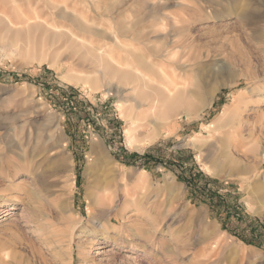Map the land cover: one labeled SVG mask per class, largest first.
Masks as SVG:
<instances>
[{
  "label": "rangeland",
  "instance_id": "374dc122",
  "mask_svg": "<svg viewBox=\"0 0 264 264\" xmlns=\"http://www.w3.org/2000/svg\"><path fill=\"white\" fill-rule=\"evenodd\" d=\"M205 1L0 0V125L36 155L14 194L0 178V264H264V0ZM168 34L192 47L150 58ZM134 55L148 88L113 76ZM91 149L111 161L98 180Z\"/></svg>",
  "mask_w": 264,
  "mask_h": 264
},
{
  "label": "bare ground",
  "instance_id": "6f19581e",
  "mask_svg": "<svg viewBox=\"0 0 264 264\" xmlns=\"http://www.w3.org/2000/svg\"><path fill=\"white\" fill-rule=\"evenodd\" d=\"M205 1V0H204ZM208 1V0H207ZM210 1V0H209ZM224 1V0H223ZM229 1V0H228ZM199 2H201V1H199ZM206 2V1H205ZM203 3V2H202ZM207 3V2H206ZM235 3V2H234ZM179 4H181V3H177V5H179ZM209 4V3H208ZM182 6V5H181ZM178 7V6H177ZM199 7H201V6H198V8ZM200 9V8H199ZM181 11V10H180ZM194 11V10H193ZM199 11V10H198ZM197 13V12H196ZM240 18H241V20L242 21H245V22H248L249 24H257L258 23V21L257 20H255V21H257V22H253L252 21V19L251 18H249L248 17V15H242V16H240ZM251 19V20H250ZM180 25V24H179ZM189 26V25H188ZM179 26H177V28H175V27H172L171 28V30H172V35H174V37L175 36H184V35H186V34H188V32H189V29H188V27L187 26H182V27H179ZM165 28V27H164ZM191 28V27H190ZM166 29V28H165ZM169 29V28H168ZM190 30H193V29H190ZM156 31V30H155ZM154 31V32H155ZM168 31V30H167ZM157 32V31H156ZM257 32V31H256ZM192 33V32H191ZM258 33H259V31H258ZM144 34V33H143ZM148 34H150V33H148ZM148 34H145V36H148ZM153 34H155V33H153ZM152 34V35H153ZM257 34V33H256ZM261 34V33H260ZM260 34H257V35H260ZM263 34V33H262ZM261 37H260V39H258V37H256L255 36V38H257L259 41L261 40V38H263V36L262 35H260ZM165 37V36H164ZM168 37L170 38L171 37V35L170 34H168ZM186 38H187V35L185 36ZM190 37H192V36H189V39L191 40L192 38H190ZM167 38V37H166ZM175 38H177V37H175ZM186 38L184 39V40H186ZM144 39V38H143ZM179 39V38H178ZM188 39V38H187ZM134 41H136L135 40V38L133 39ZM148 40V39H147ZM184 40H183V42H181L182 40H180V42L182 43V44H179L180 42L178 41H176V40H174L172 37H171V39H170V45L168 46H166V51H164L165 53H163V51L161 52V53H159V54H152V53H150V58H155L156 60L157 59H160L161 61H164L165 59H168V56H169V53H168V51L169 50H173L174 48H176V49H179V48H183L184 50L186 49H189L190 50V48L192 47V44H184V43H186V42H184ZM193 40V39H192ZM192 42V41H191ZM193 42H194V40H193ZM141 43V45L142 46H145L147 43H149L148 41H146V40H143V41H141L140 42ZM171 45H173L172 47H170ZM163 50H165L164 48H163ZM149 53V52H148ZM152 56V57H151ZM132 59V58H131ZM170 63H171V61H169ZM150 63V62H149ZM169 63V64H170ZM151 65H149L148 63H146L145 62V59L143 58V57H139L138 55H134L133 56V63H131L130 64V66H128L129 68H130V71L129 72H125V74H121V75H119V73L118 72H115V75H113L112 74V72L110 73L109 71V73H110V76H118L119 77V79L122 81V83L124 82L123 80H129L128 82L131 84V86H133V84L132 83H136V85H134L135 87H137V86H142V88H146L147 87V82H146V79H144V76H143V73L144 72H147L148 73V71H149V66H153L155 63H150ZM122 65V64H121ZM120 66V65H119ZM107 67H109V69H110V66H107ZM112 74V75H111ZM118 77H116V78H118ZM215 80H217L218 82H220L219 84L216 82V81H213L212 82V84H210V86L209 87H207V88H204L205 89V91H204V94H203V98H201L202 100H201V103L203 104V105H206V103L208 104L211 100H212V98H213V96H214V94L216 93V91L219 89V87H221V86H223V83H222V81L221 80H219V79H215ZM117 81H118V79H117ZM147 81H148V79H147ZM119 82V81H118ZM151 81H149V83H150ZM121 83V84H122ZM222 83V84H221ZM127 84V83H126ZM225 85V84H224ZM206 86V85H205ZM152 87V86H151ZM111 88H112V86H111ZM132 88V87H131ZM148 88V87H147ZM116 89V88H115ZM120 89V88H119ZM118 89V90H119ZM132 90V89H131ZM140 90H142V89H140ZM152 90V93H151V96H150V94H149V96H148V94L146 95L145 93H142L141 95H138L137 94V96L139 97V99H138V97H137V99H138V101L141 99V101L143 100H146L147 102V104H146V106L147 107H154V105H155V103H158V102H160V99H159V95H158V90L157 89H151ZM115 91V90H114ZM121 91V90H120ZM120 91L118 92V93H120ZM115 92H117V91H115ZM133 92V91H132ZM138 92H139V90H138ZM149 92V91H148ZM123 93V92H122ZM133 93H135V92H133ZM146 93H147V91H146ZM117 94V93H116ZM121 94V93H120ZM135 97V96H134ZM136 97L134 98V99H136ZM180 98V97H179ZM177 99V98H176ZM130 100V99H129ZM164 100V99H163ZM166 100V99H165ZM180 100V99H179ZM179 100L177 101V102H179ZM181 100H183V99H181ZM126 101H128V100H126ZM130 101H132V100H130ZM137 101V100H136ZM142 101V102H143ZM129 102V101H128ZM142 102H136V103H134L133 105L134 106H132V108L134 109V107H135V109L136 110H139L141 107H143V105H142ZM162 102V101H161ZM184 102V104H185V101H183ZM200 102V101H199ZM176 103V102H175ZM175 103H174V105H175ZM180 103H182V101H180L179 102V106H180ZM171 104H172V102L171 103H167V105H166V107L167 106H169V107H171ZM184 104H182V105H184ZM178 105V104H177ZM186 105H187V103L185 104V107H186ZM189 105V104H188ZM203 105H202V107H203ZM145 106V105H144ZM207 106V105H206ZM189 107V106H188ZM191 107V106H190ZM187 108V107H186ZM133 109L130 111L131 112V114H130V116L132 115V111H133ZM158 110V109H157ZM157 110H155L156 112H157ZM152 111V110H151ZM134 112H135V110H134ZM133 112V113H134ZM156 112H154V113H156ZM137 113V112H136ZM159 112H157L156 113V115H159L158 114ZM135 114V113H134ZM156 115H155V118H156ZM129 116V117H130ZM134 116V115H133ZM138 116H139V114H138ZM132 117V116H131ZM158 117V116H157ZM139 118H141V117H139ZM137 116H135L134 118H132V120H131V122H137V120L139 119ZM7 119V118H6ZM10 119V118H9ZM140 120V119H139ZM14 121V120H13ZM1 122V121H0ZM9 122H11V121H9ZM152 122H154L153 120H152ZM152 122L150 121L149 123H151L152 124ZM156 122V121H155ZM1 123H4V122H1ZM12 123V122H11ZM11 123H8V124H6V122H5V124L4 125H0V174H3V177L1 176L0 178L2 179V181H5V180H7L8 181V185L6 186V188L3 190L4 192H8V193H13L15 190L17 191V189L19 188L18 186V182H16V179H17V177H18V174H19V172L20 171H22V170H26L27 172H29V173H31V175H32V173L34 172L33 171V169H34V167H35V158H36V155H33V151H29V150H27V149H22V147H21V144H20V137H19V135H18V133H17V126L15 125V124H11ZM155 123H153V125H154ZM157 124V123H156ZM155 124V125H156ZM11 125V126H10ZM133 125V124H132ZM154 125V126H155ZM16 126V127H15ZM160 127V126H159ZM135 128H137V127H135ZM130 129V128H129ZM135 133H136V130H135ZM134 132H133V135L135 134ZM126 135H128L129 137H130V135H131V133L130 134H127L126 133ZM133 136H131V138L130 139H133L132 138ZM27 139L29 138V136H27L26 137ZM42 140V139H41ZM40 140V141H41ZM133 141V140H132ZM92 145H95V144H92ZM28 147V146H27ZM96 147H97V145H96ZM44 150V149H43ZM43 150H42V154H43ZM29 151V152H28ZM35 151V150H34ZM41 153V152H40ZM39 153V154H40ZM38 154V155H39ZM47 154V153H46ZM37 155V156H38ZM42 157V156H41ZM46 157V156H45ZM49 159V158H48ZM51 161V160H50ZM43 162V161H42ZM50 163V162H49ZM110 165H111V161L109 160V158H108V156H106V154L104 153V151H102L101 149H91V151H90V153L87 155V162H86V166H85V169H84V175L85 176H87V175H89V174H95V176H96V179L98 180V179H100V177H102L103 178V176H105L106 174H105V172H108L109 171V169L110 168H108V167H110ZM111 172H114V170H110ZM25 172V171H24ZM55 173V172H54ZM54 173H50V175H49V177H53V176H55V174ZM35 174V173H34ZM33 174V175H34ZM47 175V174H46ZM45 175V176H46ZM0 179V180H1ZM5 184V183H4ZM48 187H52V185L51 184H48ZM26 190H28V189H26ZM29 192V191H28ZM14 194V193H13ZM28 194V193H27ZM30 195H32L33 196V198L34 199H37V196L33 193V192H30L29 193ZM12 195V194H11ZM8 202H10L9 200H6L5 199V196L4 195H2V194H0V207H1V209H3V210H1V212L2 213H4L3 214V216L0 218L1 220H3V217L4 216H7V215H10L9 213H7L8 212V208H9V203ZM57 203H58V206L60 207V209H62V211H63V209H68V201L67 200H63V201H57ZM10 210V209H9ZM11 210H13V208H11ZM68 211V210H67ZM90 218V217H89ZM104 218H106V222H107V225H108V222L110 223L112 220H110L109 218H108V216H103L101 219H104ZM88 220V219H87ZM112 226V225H111ZM109 228H110V225L108 226ZM96 228H94V230H95ZM98 249H101V248H98Z\"/></svg>",
  "mask_w": 264,
  "mask_h": 264
},
{
  "label": "trees",
  "instance_id": "16d2710c",
  "mask_svg": "<svg viewBox=\"0 0 264 264\" xmlns=\"http://www.w3.org/2000/svg\"><path fill=\"white\" fill-rule=\"evenodd\" d=\"M143 158H146V155L143 156ZM187 187L192 188V187H196V186L193 184V181H191V182L188 183ZM256 238H257V240H258L257 242H256V241H253V240L248 241V240H245V239H243V242H245V243H247V244H249V245H250V244H256V245H258L259 242H260V237L256 236Z\"/></svg>",
  "mask_w": 264,
  "mask_h": 264
}]
</instances>
